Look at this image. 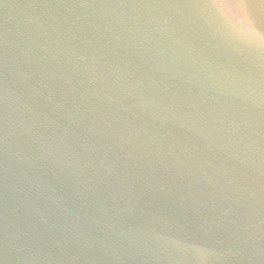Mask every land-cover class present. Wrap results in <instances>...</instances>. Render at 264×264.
<instances>
[{
    "label": "water",
    "instance_id": "water-1",
    "mask_svg": "<svg viewBox=\"0 0 264 264\" xmlns=\"http://www.w3.org/2000/svg\"><path fill=\"white\" fill-rule=\"evenodd\" d=\"M0 264H264V0H0Z\"/></svg>",
    "mask_w": 264,
    "mask_h": 264
}]
</instances>
